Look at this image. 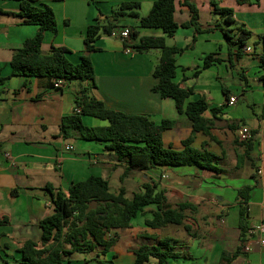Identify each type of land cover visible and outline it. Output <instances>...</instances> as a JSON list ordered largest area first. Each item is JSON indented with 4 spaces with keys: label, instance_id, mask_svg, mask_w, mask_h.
Listing matches in <instances>:
<instances>
[{
    "label": "crops",
    "instance_id": "0c3cea01",
    "mask_svg": "<svg viewBox=\"0 0 264 264\" xmlns=\"http://www.w3.org/2000/svg\"><path fill=\"white\" fill-rule=\"evenodd\" d=\"M125 1H139L138 11L146 15L156 0H38L54 9L58 23L57 33L45 32L43 50L64 46L69 49L68 58L78 63L88 26L97 17L105 20ZM191 1L197 5L206 30L197 32L192 26H181L173 36H166V42L179 47L191 45L177 54L175 80L185 87L194 86L189 101L204 96L210 104L205 116L214 122L212 136L196 131L192 145L213 151L221 171L196 165L128 168L105 147V142L78 136L64 138L61 134L63 116L74 112L76 94L88 84L86 81L74 80L57 90L46 89L37 76H11L0 86V264H28L21 246L29 239L41 240L40 221L54 210L51 194L45 189L48 183L67 189L72 182L91 174L107 178L113 192L124 185L128 197L151 182L166 190L167 201L174 206L182 201L198 205L195 212L188 213L187 220L194 236L183 225H147L153 205L134 218L132 226L114 228L118 241L108 257L117 253L115 264H134V248L158 244L167 236L178 240L177 250L192 255L171 258L170 264H228L222 262L223 251L237 252L232 264H264V232L251 233L253 225L264 221V0H220L222 6L234 10V27L242 26L252 33L244 46L249 50L241 55L234 53L235 45L231 51L220 28L211 30L215 24L228 26L215 12L212 0ZM19 10V1L0 0V68L5 76L12 73L15 49L38 30V25L23 22L16 14ZM123 16L132 18L131 22L117 27L112 34H102L95 43L98 49L91 53L98 85L92 88V94L111 109L144 114L156 122L176 120L164 131L163 139L166 146L182 149L183 140L193 133L192 122L185 112L178 111L173 98L153 89L159 80L153 69L161 50L140 52L132 48L127 52L120 32L124 27L138 26L140 18ZM175 18L179 23L191 19L184 0H177ZM139 29L142 35L164 34L160 28ZM209 53L222 60L202 69ZM197 69L201 72L195 76ZM224 88L230 98L236 97L235 102L229 101ZM212 107L221 110L215 114ZM83 118L91 126L109 124L93 115ZM243 127L253 133L250 152L239 140ZM68 144L73 149L68 150ZM246 184L253 188L245 202L248 229L242 237L241 201L237 198L238 189ZM15 188L19 189L16 194ZM247 242L252 246L250 250L245 248ZM95 255L96 251L74 252L62 264H83ZM146 264H159V260L152 256Z\"/></svg>",
    "mask_w": 264,
    "mask_h": 264
},
{
    "label": "trees",
    "instance_id": "16d2710c",
    "mask_svg": "<svg viewBox=\"0 0 264 264\" xmlns=\"http://www.w3.org/2000/svg\"><path fill=\"white\" fill-rule=\"evenodd\" d=\"M20 10L16 13L23 18L24 23L38 25L36 34L27 38L23 45L17 49L11 59L12 73L8 76L2 74L0 68V86L11 76H37L44 81L46 89L63 90L74 81H86L75 98V110L63 116L61 134L64 138L80 137L105 142V147L111 150L119 162H126L128 168L142 170L151 169L157 165L182 166L196 165L200 168L220 172L221 168L215 163L217 155L207 148H196L192 145L194 133L203 131L211 134L213 120L205 116L210 104L204 96L189 101L195 92L194 86H182L175 80L177 72V54L190 48L169 45L166 36H173L179 27H194L197 32L206 30L200 22V12L191 0H184V4L191 10V19L179 23L175 18L177 0H156L150 12L141 15L139 1H125L113 11L105 20L97 17L86 31L85 49L78 63L71 61L64 46H52L45 52L42 48L45 32L58 31V23L54 9L48 4H41L38 0H17ZM215 12L219 13L224 22L223 27L215 24L211 30L220 28L231 46L235 45L237 55H241L250 30L238 26L234 27V10L222 6L220 0H212ZM132 15L140 18L138 26H130V38L124 41L140 52L153 48L161 50V56L153 69V75L159 80L153 86L155 91L163 97L175 100L179 112H185L193 125V133L183 140L184 148L176 149L166 146L163 133L175 125L174 119H163L156 122L144 114L126 113L108 108L104 101L92 94V88L97 87V78L91 53L97 50V39L102 34H112L118 27L115 21L119 16ZM141 27L160 28L164 34L142 35ZM196 40V36L193 41ZM222 59L215 53L204 57L203 68H208L215 61ZM201 69L195 71L198 76ZM64 78L66 84L56 87L55 80ZM264 80V76L262 77ZM228 99L229 91L224 88ZM79 108V110H77ZM213 113L221 109L212 107ZM93 115L108 120L109 124L91 126L85 123L84 116ZM247 152L253 149V138L242 141ZM124 179V178H123ZM252 185L246 184L238 189L240 206V222L242 237L248 229V210L245 204L249 200ZM52 197L54 210L40 221L43 233L40 241L26 240L21 246L23 259L28 264H62L74 252L89 253L96 251V255L86 259L83 264H115L114 253L108 254L118 241L114 228H127L132 226V221L143 213L148 206H155L151 218L146 219V224L152 227H163L168 224L183 225L186 231L192 232L193 227L187 223L189 212H195L198 205L191 201H182L172 205L167 201L166 190L159 188L157 183L146 182L141 191L135 192L132 197L127 196V188L122 185L117 192L111 191L110 182L102 175L91 174L85 179L74 181L67 189L56 187L48 183L45 187ZM13 189V193L18 192ZM178 240L167 236L161 238L158 244H142L134 248L136 255L134 264H146L150 257L158 258L159 264H170L171 258L192 257L188 252L177 250ZM69 245V247H67ZM237 252L223 251L222 262L232 264Z\"/></svg>",
    "mask_w": 264,
    "mask_h": 264
},
{
    "label": "built area",
    "instance_id": "2783aa9c",
    "mask_svg": "<svg viewBox=\"0 0 264 264\" xmlns=\"http://www.w3.org/2000/svg\"><path fill=\"white\" fill-rule=\"evenodd\" d=\"M130 34H131L130 27H124L120 32V37L123 39V41H126L130 38ZM131 50H132V48L130 46L126 45V51L130 52ZM244 50L247 51L249 49L247 47H244ZM65 84H66V81L64 78H58L55 80V86L56 87H63ZM229 101L235 102L236 97H231ZM77 110H79V108ZM239 138H240L239 140H241V141H245V140H249V139L253 138V133H252L251 129L248 127H243L240 131ZM66 148L68 150H71V149H73V145L68 144L66 146ZM257 231L264 232V221H261L255 225H253V227L251 229V233H255ZM261 243L264 244V239H261ZM245 248L247 250H250L252 248V246L250 243L247 242L245 245Z\"/></svg>",
    "mask_w": 264,
    "mask_h": 264
},
{
    "label": "rangeland",
    "instance_id": "374dc122",
    "mask_svg": "<svg viewBox=\"0 0 264 264\" xmlns=\"http://www.w3.org/2000/svg\"><path fill=\"white\" fill-rule=\"evenodd\" d=\"M131 19L132 18H130L129 16H119L118 19L116 20V23H117L118 27H120L123 24L131 22ZM85 123H86V121H85ZM78 143H82V142L79 141Z\"/></svg>",
    "mask_w": 264,
    "mask_h": 264
}]
</instances>
